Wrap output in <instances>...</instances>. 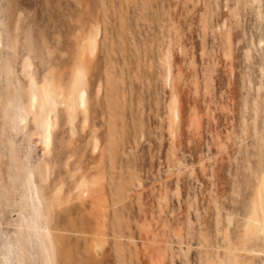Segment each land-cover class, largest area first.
Returning <instances> with one entry per match:
<instances>
[{
    "label": "rangeland",
    "instance_id": "obj_1",
    "mask_svg": "<svg viewBox=\"0 0 264 264\" xmlns=\"http://www.w3.org/2000/svg\"><path fill=\"white\" fill-rule=\"evenodd\" d=\"M263 198L264 0H0V264H264Z\"/></svg>",
    "mask_w": 264,
    "mask_h": 264
},
{
    "label": "bare ground",
    "instance_id": "obj_2",
    "mask_svg": "<svg viewBox=\"0 0 264 264\" xmlns=\"http://www.w3.org/2000/svg\"><path fill=\"white\" fill-rule=\"evenodd\" d=\"M34 84L35 83H33V85ZM81 85H83V84H81ZM36 90H37V88L34 89V91H32L31 104H34V102L36 100V97H37V93L35 92ZM44 93H45L44 94V98H43L44 99V103H45V105L48 106V102H50V100H51V98L49 96H52V95H49L48 92H44ZM84 96H85V99H86L85 91L81 87V89L79 91V101H78L79 104L83 105L85 103L84 102L85 101L84 100ZM53 101H54V98H53ZM49 105H50V103H49ZM18 122L24 124L25 123V118L23 116L19 115L18 116ZM49 124H50L49 119L47 117H45L42 120V126H43L42 131L40 133H37L38 134V140L37 141H39L41 143L42 147L45 148V149H47L48 146L50 145V139H51V136H50L51 132H50ZM257 221H259V222L256 224V228L264 230V198L261 201L260 210H259V217L257 218Z\"/></svg>",
    "mask_w": 264,
    "mask_h": 264
}]
</instances>
